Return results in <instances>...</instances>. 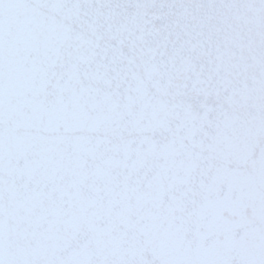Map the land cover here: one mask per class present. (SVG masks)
<instances>
[{"label": "snow or ice", "instance_id": "obj_1", "mask_svg": "<svg viewBox=\"0 0 264 264\" xmlns=\"http://www.w3.org/2000/svg\"><path fill=\"white\" fill-rule=\"evenodd\" d=\"M0 264H264V0H0Z\"/></svg>", "mask_w": 264, "mask_h": 264}]
</instances>
